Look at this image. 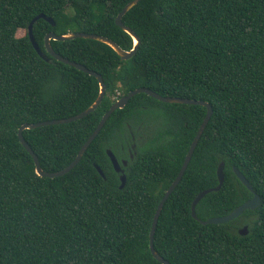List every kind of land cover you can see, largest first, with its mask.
I'll return each mask as SVG.
<instances>
[{
    "label": "trees",
    "instance_id": "trees-1",
    "mask_svg": "<svg viewBox=\"0 0 264 264\" xmlns=\"http://www.w3.org/2000/svg\"><path fill=\"white\" fill-rule=\"evenodd\" d=\"M129 1L0 0V264H163L150 250L154 216L206 106L137 93L113 111L80 162L58 177L37 173L18 136L24 123L77 114L100 93L97 77L47 51L46 34L97 33L131 50L134 38L115 22ZM41 13L56 22L40 18L33 27L50 60L28 34ZM122 21L140 37L129 59L96 39L51 40L57 53L99 72L107 89L81 119L24 129L42 168L69 165L110 106L133 89L209 101L213 114L163 206L155 249L171 264H264V0H141ZM19 29L26 34L18 36ZM108 148L128 161L123 188ZM221 161L226 179L199 201L198 217L228 214L253 197L234 167L262 202L229 222L203 224L192 204L200 191L218 185ZM244 225L247 235L239 233Z\"/></svg>",
    "mask_w": 264,
    "mask_h": 264
},
{
    "label": "water",
    "instance_id": "water-1",
    "mask_svg": "<svg viewBox=\"0 0 264 264\" xmlns=\"http://www.w3.org/2000/svg\"><path fill=\"white\" fill-rule=\"evenodd\" d=\"M141 0H131L129 1L124 7L123 9L120 11V13L117 15L115 22L117 23V25H119L120 27H122L124 30H126L129 34H131V36L134 38V46L131 50H125L123 49L116 41L112 40L111 38L101 35V34H97V33H90V32H84V31H72L69 32L67 34H56L53 31L48 32L45 36V46L47 51L55 58H57L60 61H63L69 65H72L78 69H81L87 73H89L90 75H93L95 77H97L99 84H100V93L97 97V99L86 109H84L83 111L68 116V117H62V118H54V119H47V120H41V121H37V122H30V123H24L18 130V136L20 141L22 142V144L24 145V147L29 151V153L32 155L34 162L36 164V171L39 175L41 176H48V177H58V176H62L68 172H70L82 159V157L84 156V153L86 152V150L88 149L89 145L92 143V141L95 139V137L98 135V133L100 132V130L102 129V127L104 126V124L106 123V121L108 120V118L110 117V115L113 113L114 110L118 109V108H122L124 107L130 100L131 97H133L134 95H136L137 93L140 92H145L161 101L164 102H169V103H187V104H200V105H204L207 107V113L204 117L203 122L201 123L192 143L191 146L187 152V155L184 159V162L182 164V167L178 173V175L176 176V178L173 180V182L171 183V185L168 187V189L165 191V194L163 195L155 216H154V220H153V224H152V229H151V233H150V250L152 252V254L154 255L155 258H157L159 261H161L163 264H171L168 260H166L156 249L154 246V235H155V229L158 223V219L160 216V213L163 209V206L166 202V200L169 198L170 194L173 192V190L176 188V186L179 184V182L181 181L185 171L188 168V165L192 159L193 153L195 151V148L197 147V144L206 128V126L208 125L210 118L213 114V106L209 101L206 100H202V99H195V98H188V97H180V96H170V95H162L158 92H156L155 90L148 88V87H138L136 89H133L131 91H129L126 95H123L122 97L118 98L111 106L110 108L106 111V113L104 114V116L102 117L101 121L99 122V124L97 125V127L95 128V130L91 133V135L88 137V139L84 142V144L82 145V147L80 148L79 152L77 153L76 157L73 159V161L67 165L66 167L58 170V171H45L41 164H40V160L38 155L35 153V151L33 150V148L30 146V144L27 142L26 138L23 135V131L24 129H29V128H37L40 126H44V125H50V124H63V123H69L78 119L83 118L84 116L88 115L89 113H91L92 111H94L99 104L101 103V101L103 100L105 93H106V83L104 81L103 76L95 71L92 70L90 68H88L86 65L76 62L72 59H69L59 53H57L55 51V49L52 46L51 40L55 39V40H68V39H73L76 37H84V38H91V39H96L102 42H105L107 44H109L119 55L122 59H129L131 58L138 50L139 44H140V37L135 33L134 30H132L130 27L126 26L123 21L122 18L123 16L133 7L135 6L137 3H139ZM40 18H44L47 21H49L53 26L56 25L55 20L52 17L46 16L45 14L41 13L36 15L32 21L29 23L28 25V34L29 37L31 39V42L33 44V46L35 47L36 51L38 52V54L44 58L45 60H50V58L45 54V52L42 50V48L40 47V45L38 44V42L35 39L34 36V32H33V27H34V23L40 19ZM107 153L112 161V164L114 166V169L117 172H120V179H121V184H120V188H123L126 184V180H127V175L125 173V169L123 166H126L128 161L127 160H122V162H120L117 158V156L115 155V153L113 152V150L111 148L107 149ZM134 155L131 154V157H133ZM96 168L98 169V171L100 172V174L106 178V175L104 173V171L102 170V168L97 164L94 163ZM235 173L238 176V178L248 187V189L250 191L253 192V197L244 201L242 204H240L239 206H237L233 211H231L228 214L222 215V216H213L210 217L206 220H202L198 217L197 212H196V206L199 203V201L209 192L211 191H218L220 190V188L222 187L225 179H226V173H225V162L221 161L218 169H217V176H218V180L219 183L217 186L212 187V188H208V189H204L202 191H200L197 196L195 197L193 204H192V215L194 218L200 220L203 224H209V223H226L229 222L237 217H239L245 210L247 209H256L257 207L260 206L261 202H262V198L260 196V194H258L252 184L250 183V181L247 179V177L240 171V169H238L237 167H234ZM239 233L242 235H247L249 233V227L248 225H244L243 227H241L239 229Z\"/></svg>",
    "mask_w": 264,
    "mask_h": 264
},
{
    "label": "flooded vegetation",
    "instance_id": "flooded-vegetation-1",
    "mask_svg": "<svg viewBox=\"0 0 264 264\" xmlns=\"http://www.w3.org/2000/svg\"><path fill=\"white\" fill-rule=\"evenodd\" d=\"M141 137V136H140ZM145 137H147V136H145ZM144 137V138H145ZM136 137L134 136V135H132V142L128 145V147H127V151H128V154L130 155V157H131V154H133V155H135L136 154V152H137V142H136ZM134 157V156H133ZM133 157H131V158H133ZM122 162V161H121ZM128 164V163H127ZM127 166V165H126ZM119 173V177H120V175H121V173L120 172H118Z\"/></svg>",
    "mask_w": 264,
    "mask_h": 264
},
{
    "label": "rangeland",
    "instance_id": "rangeland-1",
    "mask_svg": "<svg viewBox=\"0 0 264 264\" xmlns=\"http://www.w3.org/2000/svg\"><path fill=\"white\" fill-rule=\"evenodd\" d=\"M26 32H27L26 29H19L18 32H17V35H18V36H23V35L26 34Z\"/></svg>",
    "mask_w": 264,
    "mask_h": 264
}]
</instances>
